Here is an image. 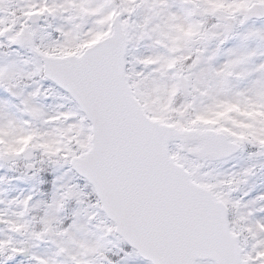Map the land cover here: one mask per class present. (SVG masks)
Here are the masks:
<instances>
[{
	"label": "snow or ice",
	"instance_id": "6c2138e0",
	"mask_svg": "<svg viewBox=\"0 0 264 264\" xmlns=\"http://www.w3.org/2000/svg\"><path fill=\"white\" fill-rule=\"evenodd\" d=\"M0 264H264V0H0Z\"/></svg>",
	"mask_w": 264,
	"mask_h": 264
}]
</instances>
